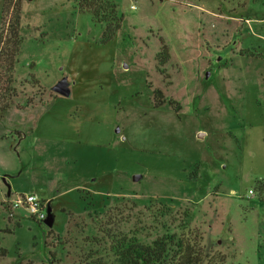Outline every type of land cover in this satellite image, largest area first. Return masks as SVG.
I'll use <instances>...</instances> for the list:
<instances>
[{"label":"rangeland","instance_id":"374dc122","mask_svg":"<svg viewBox=\"0 0 264 264\" xmlns=\"http://www.w3.org/2000/svg\"><path fill=\"white\" fill-rule=\"evenodd\" d=\"M104 1L107 43L81 0H0L22 40L0 64V264H73L109 229L149 243L186 211L225 264H264V0ZM28 193L53 226L11 208Z\"/></svg>","mask_w":264,"mask_h":264},{"label":"trees","instance_id":"16d2710c","mask_svg":"<svg viewBox=\"0 0 264 264\" xmlns=\"http://www.w3.org/2000/svg\"><path fill=\"white\" fill-rule=\"evenodd\" d=\"M80 6L82 10L91 11L95 22L105 25L102 36L104 43L113 40L123 27L124 15L114 1L81 0ZM20 26L21 14L20 8H17L9 23L11 40L7 42L0 35V64L1 70L5 68L2 71L4 74L5 71L11 73L16 64L22 41L19 34ZM157 57L159 66L163 70L161 64H165L170 59V49L166 43L163 44ZM157 92L161 94L160 91ZM11 105V101L0 105V112L7 110ZM169 201L173 199H161L165 208L161 212L162 216L172 213L168 206ZM182 217L178 224H174V221L164 222V232L158 234L149 243L140 241L136 235L115 233L109 229L105 232L109 239V241L107 239L109 246L104 251L99 248L89 249L85 256H80L79 260L73 264H225L227 256L211 249L208 250L204 243L205 232L201 227L192 224L193 216L186 211ZM96 243L101 244L100 240ZM5 255V251L1 250L0 257Z\"/></svg>","mask_w":264,"mask_h":264},{"label":"built area","instance_id":"2783aa9c","mask_svg":"<svg viewBox=\"0 0 264 264\" xmlns=\"http://www.w3.org/2000/svg\"><path fill=\"white\" fill-rule=\"evenodd\" d=\"M10 206L12 209L25 208L39 221H45L47 218V203H44L36 193L20 194L13 199Z\"/></svg>","mask_w":264,"mask_h":264},{"label":"water","instance_id":"95a60500","mask_svg":"<svg viewBox=\"0 0 264 264\" xmlns=\"http://www.w3.org/2000/svg\"><path fill=\"white\" fill-rule=\"evenodd\" d=\"M209 75V73H208ZM53 90L55 93L65 95V96H70L71 95V89H70V82L67 77H64L61 79L54 87ZM118 132H120V129H117ZM141 177H135L136 180H139ZM9 191V195H10ZM55 221V213L53 212V206L52 202H48L47 204V218L44 221L48 226H53Z\"/></svg>","mask_w":264,"mask_h":264}]
</instances>
